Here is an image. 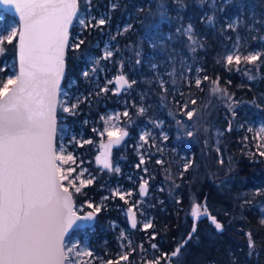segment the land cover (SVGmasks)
<instances>
[{"label":"trees","instance_id":"1","mask_svg":"<svg viewBox=\"0 0 264 264\" xmlns=\"http://www.w3.org/2000/svg\"><path fill=\"white\" fill-rule=\"evenodd\" d=\"M225 1L91 0V5H88L85 0H79L80 12L84 13L92 8L105 11L108 17L105 24L97 27L82 28L76 21L71 31L63 86L74 81L77 88L90 94L80 105V115L72 117L74 123L77 124L83 119L96 121L108 108H123L122 100L127 97L125 101L135 118V123L130 127L131 136L125 142L131 145V142L136 141L133 138L145 125L147 118L152 116L154 103L165 105L167 114H162L164 117H178L183 115V104H192L196 110L204 108L210 101L211 85L215 89H226L225 101L227 98L242 100L260 106L264 111V103L261 102L264 91V59L259 62V69L253 67V77H248L241 70L231 69L226 63L225 51L231 43V30L226 29V25L234 11L233 3ZM261 2L264 5V0ZM1 19L4 28L18 24L14 16L0 9ZM186 25H192L203 43V47L195 52V57L186 44ZM125 28L128 31H124ZM77 36L84 41L79 48L74 47L75 43L72 42ZM109 36L116 44V52L112 63L108 65V77L125 73L132 81L131 87L120 96L112 90L105 94H96L88 83L89 76H84V72L89 69L90 57L99 52L97 46ZM4 49L0 57V67H4L5 71L0 73V77H6L12 66L17 65V38L11 44L5 43ZM183 59H194V65L187 68L186 64H181ZM196 67L201 69L199 86L193 79ZM186 68H190L189 74H185ZM160 74L165 81L163 86L153 80ZM113 86L114 82L110 83V87ZM212 99L215 100L213 97ZM87 102H91L90 105ZM142 105L146 107L143 113L139 111ZM223 106V103L218 104L220 114L222 112L225 117L228 116L229 108L227 104V110L224 111L226 108ZM237 116L239 118L240 114ZM243 119L245 117L241 113L240 120ZM174 121L173 119L171 123ZM221 121L224 122L222 118ZM176 126L173 124L171 129L169 149L178 148L181 151V148H185L181 145L183 143L180 142L179 145L173 142L179 132ZM83 130L86 136L93 135L89 124L84 125ZM230 135L225 143L231 155L229 163L230 167L236 169L237 179H241V183L237 185H241V190L247 191L245 197H237L233 191L230 193L220 190L218 183L223 174L213 179L206 176L201 178L206 173L195 169V163L200 166L207 163L211 167V163L214 165L217 160L209 155L210 159L204 161L200 156L203 150L200 144L191 145L192 150L188 153L193 154L192 162L186 168L181 166L178 156L162 165L155 164L156 157H152L148 168L151 175L152 171L155 172V176L150 178V188L145 197L140 195L138 189L141 183L139 176L134 175V184L125 181L126 184L135 186L136 195L144 201L143 206L148 207L152 217L151 227L144 231H130L133 250L129 252V248L128 259L121 260L124 246L117 238V227H114L113 222L118 221L127 226L123 213L127 203L120 198L115 201L109 199L108 204L101 208L93 229L77 230L73 233L89 240L90 248L99 256L93 264H107L108 261L115 264L117 260L120 264H145L146 259L142 252L149 250L154 244L158 246L156 251L160 257L159 264H166L170 254L182 245L192 230L195 217L190 214V209L194 202L199 205L206 204L221 223L223 230L218 231L209 218L200 220L195 235L180 251L185 253L183 261L176 264H264V157L260 155V161H256L255 156L252 160L251 157H246L243 139L235 132ZM93 138L96 139L97 136L94 135ZM125 148H118L115 154L117 158H127L121 159L124 172L134 168L139 160L130 146L126 150ZM79 150L94 159L98 147L92 141L80 146ZM95 168L99 170V180L109 178L111 182H117L113 173L100 171L97 166ZM99 180L88 189L85 198L98 200L105 194L100 190ZM239 189L233 190L236 192ZM255 190H259V194ZM82 200L84 197L75 194L77 204L82 203Z\"/></svg>","mask_w":264,"mask_h":264},{"label":"snow or ice","instance_id":"2","mask_svg":"<svg viewBox=\"0 0 264 264\" xmlns=\"http://www.w3.org/2000/svg\"><path fill=\"white\" fill-rule=\"evenodd\" d=\"M0 3H12V0H0ZM85 3L91 5V0H85ZM14 6L19 12L22 27L0 32V54L5 50L3 45L11 44L18 35L19 58L18 72L0 77V264H73L69 253L75 252L77 256L80 253L72 245L65 244V235L73 225L81 226L77 220L85 222L86 226L95 217L91 212L85 216L76 215L72 194L62 184L67 176L64 169L55 163L65 159L63 155H56L52 145L56 96L64 74V53L73 18L84 28L103 25L106 20L101 18L93 24L95 17L79 16V0H15ZM191 31L192 26L189 25L188 32ZM188 38L192 40L191 35ZM83 43L80 40L75 47L79 48ZM111 55L112 52L108 51L105 58ZM261 55V52H253L245 55L244 59L253 63ZM233 59L239 63L241 56L237 52L226 56L228 64ZM4 71L5 68L0 67V73ZM84 75L88 73L84 72ZM117 83L121 87H131L123 76L118 77ZM199 84L197 79L196 85ZM103 90L108 91L107 88ZM75 107L65 106L63 111L72 112ZM139 111L143 113L144 109ZM187 115L191 119L194 112L189 111ZM105 131L109 140L107 145H103L107 152L102 163L104 168L112 170L107 155L112 145H118L128 132L123 131L122 136L113 141L112 137L121 130L113 125ZM259 134H264V127L259 129ZM85 142L92 143L90 140ZM260 154L264 156V152ZM67 159L71 160L72 156L69 154ZM97 160H100L99 156ZM115 170L119 171L118 168ZM92 182L91 179H81L80 187H77L73 179L70 184L79 193L81 187ZM144 191L142 187L141 192ZM88 207L93 206L89 204ZM95 211L98 212L99 208ZM198 212L199 206H196L192 215L197 216ZM213 223L218 230L222 229L214 218ZM131 224L136 227L134 214ZM144 226L151 227V224ZM192 231L195 232V228ZM179 252L180 248H177L173 255ZM85 254L91 256L90 252ZM120 259L127 260V254L121 255ZM107 264L113 262L108 261ZM115 264H120L119 260ZM154 264H159V261Z\"/></svg>","mask_w":264,"mask_h":264},{"label":"rangeland","instance_id":"3","mask_svg":"<svg viewBox=\"0 0 264 264\" xmlns=\"http://www.w3.org/2000/svg\"><path fill=\"white\" fill-rule=\"evenodd\" d=\"M225 3H233L234 11L233 16L229 19V22L226 25V29L231 30V43L225 51V60L226 56L232 54L233 52H237L241 56L239 63H237L235 59H233L231 64H228L227 62L226 63L231 69H234L235 71L241 70L244 72V74H247L248 77H253V67L259 69L261 60L264 59V5L261 0H226ZM79 13V16L81 17H95L96 19L93 20L92 23L98 21L101 18L106 19L108 17V14L105 11H98L92 8H88L84 13ZM3 23L4 22L1 19L0 32L6 31L10 28H20L19 22L18 24H13L8 28H4ZM78 25L80 24L78 23ZM188 26L189 25L185 26V37L187 39L186 44L188 45L192 56L195 57V52L198 48L203 47V43L199 36H197L195 33L193 27L192 31L190 33L188 32ZM81 27L84 28L83 26ZM189 35H191L192 40H189ZM80 40L81 37L77 36L72 42L76 44ZM193 41H195V43H193ZM97 49H99V52L92 55L89 59V71H86L88 73L87 76H89L88 83L96 94H105L107 92L103 90L105 88H107L108 91L112 90L113 92H116L115 85L110 87V83L114 82L115 77H108L110 68L108 65L112 63V59L114 58L116 44L111 41V37L109 36L103 41L102 44H100L99 47L97 46ZM193 49H195V51H193ZM108 51H111L112 55L105 58V53ZM253 52H261L262 55L260 56V59L253 63H249L244 59V56ZM2 54H0V57ZM194 59L189 61L183 59L181 64L184 63V66L186 64L188 68L194 65ZM153 67L156 68L155 66ZM187 68L185 74L190 73V68ZM18 70L19 66L17 62V65L12 66L9 74H11L13 71L18 72ZM181 71L182 74H184L183 69ZM200 72L201 69L196 67L193 75L194 80L200 79ZM153 80L158 81L161 86L165 84L162 74H160L155 79L153 78ZM214 89L215 87H212L211 85L210 101L208 103L206 102L207 104L204 106V108L196 110L192 104H183L181 110L183 115L181 114L178 117L169 115L167 118L164 117L162 114H167L165 105L154 103L152 116L147 118L145 125L133 138V140L136 141L132 140L133 142H131V145L125 144L123 146L124 148L130 146L132 150H134L137 158L139 159L138 163L133 166L134 168L124 172L121 159L126 160L127 158H113L112 163L114 166V174L117 175V179H122L113 183L109 178L106 180H99V170L95 168L96 157L104 151L106 153V149L103 147V145H107L109 140L108 134L105 131L106 128H110L115 125L116 128L122 130L124 127H130L135 123V118L129 110L128 103L125 101L127 97H124L122 100L123 108H108L96 121L83 119L75 124V120L72 117H78L80 115V105L82 102L86 101L88 97H90V94H85L83 89H80L79 87L77 88L74 81H70L68 85L63 86L60 92L58 109L57 155H63L65 159L63 161L57 160V162L58 166L64 169V174L67 176V179L62 181L63 185L71 191L74 199L75 194H79L80 197H84L82 203H76V210L82 214L89 210L95 211L96 208L101 209L102 207L106 206L109 199H111V201H115L116 198L121 199V195H123L124 198L121 200L127 203L126 208H133L136 211L138 218V228L135 230L144 231L149 229L150 227L146 228L144 226L145 224L152 223V217L149 213V209L145 205L143 206L144 201L136 197V192L129 184H126L125 181L133 182L134 184V175H136V177L139 176V178L142 180L139 190L143 186L146 187L145 191L142 193L145 197L150 188V178L155 176V172L152 171L153 175H151V170L148 168V162L151 160V158L156 157L155 164L159 163L162 165L165 162L167 163V161H171L174 156H178L179 163L183 168H186L192 162L193 154L188 152L192 150L190 149L191 145H194L195 143L196 145L200 144L202 146L203 150L200 153V156L204 159V161L210 159L208 157L209 155H211L214 160H217L214 165L211 163V167H208L207 163H202V166H200L199 163H195V169L198 171H204L206 173L202 174L201 178L206 176V178L210 177L213 179L218 177V175L223 174V177L218 183L220 190L230 193L234 192L237 197H245L247 195V191L241 190V185H237V183H241V179H237L235 175L236 169H234L232 166L230 167L229 161L231 160V155L225 143L230 139V134L235 132V134L240 136L241 140L243 139L242 143L246 149L245 156L251 157V160L253 159L252 157L255 156L256 161H260L262 156L260 153L264 152V134L257 135V133L261 127H264V111H262L260 106H254L251 105V103L244 102L242 100H230L227 98V101H225L224 97L227 96L224 94V90H222V88H218L220 89L219 91H213ZM212 97L215 98V100H213ZM261 102L264 103V91L261 95ZM87 103L90 105L91 102ZM220 103L224 104L223 107L226 108L224 111L227 110L228 104V116L223 117L222 112L220 114L221 110L219 111L218 108V104ZM72 105H76L72 112L63 111V107H71ZM141 108L146 111V107L144 105H142ZM189 111L194 112V115L191 119H189L187 115ZM124 112H127L128 115L124 116ZM241 113L242 116L245 117L243 120H240ZM239 114L240 116L238 118L237 115ZM221 118L224 122L221 121ZM173 119L175 120L173 124L177 125L176 127L179 131L177 133V137H174L173 142L178 143L179 145L180 142L183 143L181 145H184L185 148H181V151H179L178 148L169 149V140L171 129L173 127L171 122ZM88 124L91 126V132L93 133V135L90 136H86L83 130V126ZM249 129H252V131H249ZM189 132L192 134L188 135ZM101 133H103V135H101ZM117 134H119V132H117ZM94 135L97 136L96 139L93 138ZM142 136L143 139H141ZM89 140L94 141L98 147L94 159L89 158L84 152L79 150L80 146H83L86 144L85 141ZM173 142L171 141L172 144ZM69 154L72 156L71 160L67 159ZM164 156H166V158H164ZM176 159L177 158H175L174 161H176ZM141 160H143V162H141ZM117 168L119 171L115 170ZM211 170L214 171V173ZM80 173H83V175L81 176ZM73 179L76 180L77 187H80L81 179H91L93 182L81 187V191L77 193L75 188L70 184V181ZM97 180L100 181L101 191L105 192V194L99 197L98 200H92V197L85 198V195L89 192L88 189L92 187L94 182ZM235 188L240 189L235 192L233 190ZM258 191L259 190H255L256 193ZM128 193L131 194L128 195ZM89 204H91L93 207H88ZM195 205L196 202L193 203L190 209L191 215ZM206 212L212 214L211 210L206 204H200L198 215ZM115 226L116 224H114V227ZM116 231L118 233L117 238L121 242V245L124 246L122 248L123 252L121 255L128 254L129 248V252H132V243L131 238L129 237L130 229L125 226H121ZM65 244L72 245L75 251L80 253L79 256L75 255V252L69 253L73 264H93L94 261L99 258V256L95 254L90 248L89 240L80 236L79 234H72L69 236ZM154 245L155 247L152 246L149 250L146 249L145 252H142V256L146 259L145 264H154L155 261L160 260L158 251H156L158 246L156 244ZM87 252H90L91 256L86 255L85 253ZM184 257L185 253L180 252L171 263H180L183 261Z\"/></svg>","mask_w":264,"mask_h":264},{"label":"water","instance_id":"4","mask_svg":"<svg viewBox=\"0 0 264 264\" xmlns=\"http://www.w3.org/2000/svg\"><path fill=\"white\" fill-rule=\"evenodd\" d=\"M15 0H12V3H0V9L2 11H4L5 13L7 14H10L12 16H14L18 22H19V26L22 27V23L20 21V15H19V12L16 10L15 8ZM79 12H80V4H79V7H78V15H79ZM76 21L77 19L76 18H73V21H72V24L69 26V29H68V46H69V42H70V38H71V31L74 27V25L76 24ZM68 46L66 47L65 49V53H64V62H65V67H64V74H63V77L62 79L60 80V85H59V91L57 93V96H56V104H55V111H54V120H55V124H54V128H55V131L53 133V137H52V145H53V149L57 155V129H58V109H59V100H60V92H61V89L63 87V83H64V79H65V75H66V69H67V62H66V59H67V53H68ZM17 62H18V66H19V58H18V50H17ZM120 76H123L130 84H131V80L130 78L125 74V73H120L118 75L115 76V79H114V85L116 87V93L118 96L122 95L126 90H128L130 87H128L127 85H124L123 87H121L118 83H117V79L118 77ZM230 129V128H229ZM123 131H127L129 133V130L128 129H123L118 135L114 136L112 138L113 141H115L117 139L118 136H122V132ZM127 137V136H126ZM126 137H122L120 143L117 145V144H113L112 147H111V150H110V153L107 155V159L109 160V162L112 164V170L114 169V166H113V163H112V155H113V151L115 148H117L118 146H120V144L122 143V141L126 138ZM100 157V160L98 162V164L103 168V170H108V171H112V170H109V169H106L103 167V163L102 161L105 159V154H99L98 155ZM97 156V157H98ZM97 159V158H96ZM55 163L58 165V162L57 160L55 161ZM63 184V183H62ZM65 187V186H64ZM68 191L71 193V191L68 189ZM72 194V193H71ZM72 203L74 205V208L73 210L76 212V215L77 216H85L87 215L88 213L86 214H82V213H79L77 210H76V202H75V199H74V196L72 194ZM196 206H199V204H196ZM194 207V208H195ZM131 210V211H129ZM93 213L94 215V220L92 221H89L87 222V225L85 226V222L83 221H80V220H77V224H80L81 226L80 227H76V225H73L72 228H70L67 232V234L65 235V242L66 240L68 239L69 236H71L75 231L77 230H84V229H92L94 228L95 226V223H96V214L94 212H91ZM134 214L135 216V220H136V227H132V224H131V219H132V215ZM195 217V220H194V224H193V227H192V230L193 228H195V232H193L191 230V232L189 233L188 237L186 238V240L182 243V245H180L178 248H180V251L182 249V247H184L186 245V243L190 240L189 239V236H191V238L195 235L196 231H197V228H198V223L200 220H203L204 218H209L210 219V222L213 223V218L215 219V221L219 224H221L218 220H217V217L210 214V213H201L198 215V218H196L197 216H194ZM126 218L128 220V223L129 225L133 228V229H136L138 227V218H137V214H136V211L133 209V208H129L127 209L126 211ZM223 230V227L221 230H218V231H222ZM175 252V251H174ZM173 252V253H174ZM173 253L170 254V256L168 257V264H172V260L180 253L176 254V255H173Z\"/></svg>","mask_w":264,"mask_h":264},{"label":"flooded vegetation","instance_id":"5","mask_svg":"<svg viewBox=\"0 0 264 264\" xmlns=\"http://www.w3.org/2000/svg\"><path fill=\"white\" fill-rule=\"evenodd\" d=\"M131 85H132V81H131ZM132 126V125H131ZM130 126V127H131ZM130 127H124L123 129H128L129 130V133H128V135H127V137L122 141V143L120 144V146H118L117 148H115L114 149V151H113V155H112V162H113V158H115V154H116V150L118 149V148H120V147H122V146H124L126 143V141H127V139L128 138H130V136H131V130H130ZM122 129V130H123ZM121 130V131H122ZM120 131V132H121ZM119 132V133H120ZM118 135V134H117ZM113 138V137H112ZM108 144V143H107ZM106 152H107V150H106ZM100 154H105V151L104 152H102V153H100ZM98 156V155H97ZM97 158V157H96ZM99 169H100V171H104V172H109V173H113L114 174V169L112 170V171H108V170H103V168L98 164V162H97V159H96V164H95ZM115 176H116V178H117V175L116 174H114ZM103 180H106V179H103ZM117 180H121V179H117ZM142 181V180H141ZM142 183V182H141ZM140 183V184H141ZM140 184H139V186H140ZM131 187L133 188V190L135 189L134 187V185L133 184H131ZM143 188L144 189H146V187L145 186H143ZM138 189H139V187H138ZM100 190H101V188H100ZM135 191V190H134ZM137 194V193H136ZM140 195L142 196V197H144V195L142 194V192H141V189H140ZM136 197H138V198H140L139 196H137L136 195ZM141 199V198H140ZM76 202V201H75ZM127 209H129V208H125V210H124V215H125V218H126V211H127ZM100 210L101 209H99V211L98 212H95V211H93V210H89V211H86L85 213H83V214H86V213H88V212H94L95 214H96V223H97V219H98V214H99V212H100ZM126 220V222H127V226H125L123 223H120V222H118V221H115V222H113L114 224H116V227H117V229H119L121 226H125V227H127V228H129L130 229V231H132V230H135V229H133L130 225H129V223H128V220H127V218L125 219ZM96 223H95V225H96ZM95 227V226H94ZM138 228V227H137ZM136 228V229H137ZM87 229H89V228H87ZM93 229V228H92ZM116 229V230H117ZM86 230V229H85ZM168 260V259H167ZM166 264H168V262H166Z\"/></svg>","mask_w":264,"mask_h":264}]
</instances>
